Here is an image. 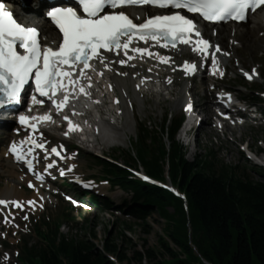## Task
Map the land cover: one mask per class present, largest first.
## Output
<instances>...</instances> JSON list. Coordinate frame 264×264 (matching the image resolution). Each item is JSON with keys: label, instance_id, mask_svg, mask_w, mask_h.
Segmentation results:
<instances>
[{"label": "trees", "instance_id": "1", "mask_svg": "<svg viewBox=\"0 0 264 264\" xmlns=\"http://www.w3.org/2000/svg\"><path fill=\"white\" fill-rule=\"evenodd\" d=\"M171 144L168 149L164 142L148 144L140 138L135 150L150 175L162 179L170 169L187 195L188 213L181 199L158 187L129 181L127 171L115 167V180L136 193L132 211L141 218L157 211L164 226L158 246L134 250L132 258L112 235L105 240L106 250L121 262L133 259L139 264L145 260L151 264H264V168L254 177L240 165L220 161L213 151L190 161L179 144ZM129 157L135 161L131 153ZM86 227L93 231L92 220ZM125 227L133 231L132 224ZM148 227L144 222L141 228L147 232ZM121 236L132 242L125 231ZM25 257L28 264H64L62 257L68 264H115L91 240H67L57 232L46 246L26 248Z\"/></svg>", "mask_w": 264, "mask_h": 264}, {"label": "snow or ice", "instance_id": "2", "mask_svg": "<svg viewBox=\"0 0 264 264\" xmlns=\"http://www.w3.org/2000/svg\"><path fill=\"white\" fill-rule=\"evenodd\" d=\"M141 4L184 9L197 13L208 21H223L246 19L248 11L264 5V0H76V6H54L46 13L62 33V42L56 48L41 46L38 39L39 30L35 26L18 22L13 12L0 0V107L19 102L21 91L31 78L35 83L32 101L43 103V100L37 101L38 93L41 97H48L56 106V110L61 111L69 101L70 95L76 93L77 89L85 96L90 95L87 88L92 81L85 70L94 68L90 63L94 59L103 62L104 67H109L103 50H123L128 60L133 58L129 55L130 48L133 53H139L141 58L145 54H154L148 47H132L134 40L146 43L151 41L165 48L184 43L192 45L193 51L208 54L210 42L201 36L194 20L182 14L180 10L149 15L140 23L134 22L125 11L117 10L126 5ZM155 55L161 61L170 60L160 53ZM212 59L215 66L214 53ZM128 60L119 59L118 62L126 64ZM182 67L186 72L196 70V64L188 61H185ZM245 75H248L249 79L252 78L248 73ZM84 81H87V84ZM58 91L63 92L61 100L56 98ZM187 107L191 109V103ZM18 119L22 125L29 126L35 132L39 122L50 120L51 114L28 116L20 113ZM63 119L68 121L69 131L79 129V125L73 124L69 116L65 115ZM65 135H68V132H65ZM25 142L44 148V143L31 136L25 137L19 144L23 145ZM10 152L16 160H24L29 170L34 169L33 160L27 158L17 142L12 143ZM28 152L33 153L34 149L29 148ZM51 153L60 156L55 146L51 148ZM50 167L52 164L47 165V168ZM64 171L61 169V174ZM37 178L42 180L44 177L38 173ZM8 203L9 201L0 199V204ZM11 203L16 207L24 206L20 201ZM28 203L34 204V201L29 200Z\"/></svg>", "mask_w": 264, "mask_h": 264}, {"label": "rangeland", "instance_id": "3", "mask_svg": "<svg viewBox=\"0 0 264 264\" xmlns=\"http://www.w3.org/2000/svg\"><path fill=\"white\" fill-rule=\"evenodd\" d=\"M250 23L252 22L249 21V24H243L239 26L244 31L243 32L241 31L240 34L237 35L236 37H239L243 44L244 38H245L244 33H246V35H248L249 38L258 37L260 43L257 42L251 45L252 47H254L252 52L245 47H244V50L243 49L238 50L240 53L238 54L237 52L238 56L233 57L234 60L232 62V65L235 66L236 61H240L241 59L243 60L250 53L251 55L246 58V60L248 61L246 62L242 61L243 67L248 68L254 64H258L263 70V77L255 83H251V84L246 83L245 85H242L240 83V80H241L240 75L236 73V78H232L231 76H234V74L231 73L227 77L226 81L223 83L226 84L227 87L232 88L238 94L246 96L250 98L252 101H256L254 100L255 96H258L259 92H264V36L262 34V30L264 29L257 28V30L254 31L255 29L252 28V30H250V27H251ZM227 26L226 28L228 29L229 27ZM247 29H249L250 31L245 32V30ZM229 31L230 30L228 29L227 32ZM229 36L230 35L227 34V36L223 37L224 42H228ZM223 38H220V39L223 41ZM244 46H246L245 43H244ZM245 50H247V52L249 53H247ZM183 84L184 83L180 82L179 80L177 81V85L175 86V89H174L175 94L173 96H169V97L167 96L166 98L158 96V95L150 96L149 97L150 100L145 102L143 106L137 108L135 111V114H137V111H139L140 113L139 116L141 117L149 116V119L147 121H151L153 122V124L156 123V125L158 126L162 122L163 117L165 116L167 112H171L174 116L181 115L182 106L186 99L183 98L179 103L177 98L181 96L180 89ZM199 91L200 89L199 90L196 89V96L200 95L201 91L200 92ZM259 104L264 109V103L259 102ZM142 107H144L146 111H142L141 110ZM259 115L260 114H256V116H259ZM137 118H138V115L136 116V119ZM131 123H133V127H132V131L130 130L131 133L129 134L130 131L128 132L129 138H127V145L125 144L126 148L130 145V140L136 136V133L138 131L137 126H139V123L135 121V124H134V120L132 116H131ZM229 128L230 129L229 131H227L226 134L219 133V136L214 139L213 138L214 135L210 131V127H205L204 129L201 128L202 130H198V127H196L193 133V136L191 138L192 142L187 143V141H183V144L187 146L188 159L193 160L199 154L205 153L210 148H214L219 153L220 158H222L227 163H232V164L240 163L241 166L249 164V163L245 164V161L241 159V155L239 153L240 146L238 145V143L240 141L249 142L251 143L253 148H257L258 146H260V143L258 142V140L264 138V119L259 118L256 121H254L253 119H250L246 125H243L240 127L229 124ZM195 139H196V143L194 142ZM197 139L200 140L199 144L197 143ZM220 139L221 141H219ZM121 140L123 141V139ZM124 141L126 142V140ZM214 141H219V142L216 143ZM232 141H236L237 144L232 145V143H234ZM115 142H116V138H112L105 134L102 136L101 140L99 141V144L97 143L95 145V143L94 144L91 143L88 149L93 150L94 152L103 151L105 154L107 153L111 155L113 154L112 152L114 150V148L111 145ZM86 153L89 154L88 152ZM119 153L120 152L116 153V155H118ZM81 154H82V158L80 159L81 171H83L85 175L93 174V175L99 176L100 174V171L98 170L99 168L95 167L94 165L93 166L90 165L91 163H95V161L90 162V160H94V158L93 157L91 158V156L86 155L85 152L84 153L82 152ZM120 162H122V160ZM251 162L253 163V161ZM2 163H3V160L0 165L1 168H2ZM246 166L247 168L249 167L248 165ZM4 167H7V166H4ZM251 174L257 177L256 173L251 172ZM9 181L10 180L7 175L5 174L0 175V191L3 190L6 187V185L10 186ZM12 181L16 182L19 180L17 177H14ZM12 185L14 186V184ZM103 192L108 193L109 195L113 196L115 199H118V200L122 197L125 198L127 196L126 193H122L117 190H111L109 186H106ZM22 194H25V192L22 191ZM55 200L57 201L56 205L49 207L46 211L47 212L46 214L47 216H51L52 219L56 217L63 218L64 214L67 212V204L61 202V199H59V197H57V199ZM119 218H121L122 220L131 221L130 219L125 217L124 214L120 215ZM147 221L150 224V229L147 232H143V230L140 228L138 224H134V231L132 232L127 231L126 234L128 238L132 240V242L129 244L125 242L121 238V235L119 234L120 230L123 229L122 224H120L118 228H115V227L112 228L111 235L116 237L118 243L124 244L125 248L127 249V254L130 258L133 257L134 250L143 251L147 247L156 248L158 246V237L162 233L163 220H161L157 212H154L147 218ZM33 224L34 222L32 223L29 222L27 224V229L30 230V227H32ZM108 227H110V225L109 223H107L106 217H100L99 223H97L95 227V231L99 236L97 241L102 242V240L105 239V237L108 235ZM46 228L47 226L43 225V229H46ZM2 232H5V231H4V228H2L0 225V254L3 252V249L1 247H4L5 251H8V249H10L11 253H14L15 247H10V246L13 243H17L18 241L20 242L19 238L21 237H14L13 235L12 239L4 241L2 238ZM60 233L64 234L68 238H71V237L81 238V237H85L86 235H89V229L85 228L84 226L82 227L74 226L69 221L62 220ZM24 237L30 242V244H36L38 242H42L39 235L36 234L35 232V224L32 229V232L29 235H22V241H21L22 243H23ZM144 239L146 240V242H143ZM7 241L10 242V245L8 246H7ZM15 260L17 259L14 257V261ZM16 263L20 264L19 261H16ZM123 264H139V263L136 260L130 259L128 261L127 260L124 261ZM142 264H151V263L148 260H145Z\"/></svg>", "mask_w": 264, "mask_h": 264}, {"label": "bare ground", "instance_id": "4", "mask_svg": "<svg viewBox=\"0 0 264 264\" xmlns=\"http://www.w3.org/2000/svg\"><path fill=\"white\" fill-rule=\"evenodd\" d=\"M8 1L10 3L11 7L17 13V16L19 18H21L24 22H28L29 24L39 26L42 29V33L44 35H46L45 42L46 43H51L52 42L53 36H51L49 34H52V33H55V32L53 30L52 25L43 16L44 13L41 14V15H40L39 12L37 13L36 11H34L32 13H25L24 10H23L22 4H26L27 0H24L23 2H20L19 0H8ZM33 1H35V0H33ZM37 5L43 6V3L36 4V6ZM141 11H143L142 8H130L129 9V12L134 17L138 16V14H140ZM263 12H264V10H260V13L257 12L256 14L253 15V17H252L253 18V22L255 20L256 23H255V25L253 27L250 28V30H252V28H253V29H255L254 31H256L257 28L264 27V14H263ZM218 28H219L218 29L219 32H218L217 38H215V42L219 43V44L223 43V45L225 46L224 42L220 38L224 37V35L228 31V29L223 24L221 26L219 25ZM250 30H245V32L250 31ZM241 31L243 32L244 30L236 31V35L235 36L239 35ZM204 32H205L204 34H207V35L210 36L209 29H205ZM244 37H245L244 38V43H245L246 46H244V43H243V47L249 49L251 52L254 49V47H252L251 45H253V43H257V42L260 43L258 38H249V36L246 35V33H244ZM174 54H175V56H178V57L181 56V58H182V57L185 56L186 50L185 49H179ZM129 64L134 65L135 62H131ZM148 68H152V67L149 65ZM173 69H174L173 66H166V67H163V68L155 69L154 73H147L146 72L144 74H145V76L147 78H153V80H154L153 82L154 83L160 82L161 86L162 85L167 86L165 90H169L168 86L171 84L169 82H170V80H172L173 76L166 77L165 75H167L166 71L171 72ZM199 76L200 77L201 76L204 77V73L200 71ZM111 79L113 81V85L115 86V88L121 94L122 103L120 104L121 106L119 108L121 109L122 112L126 113L127 105L132 103V101H134V99L137 100V98H139V93L136 92L134 89L131 90L132 84H133V86L135 88L134 79L130 75L127 76V77L113 76ZM146 84L148 86H150L149 83H146ZM184 85H185L184 86V91H186L187 89H192V87H193V86H189V83H186ZM186 104L187 103L185 102L184 106ZM198 106H200V105H198ZM115 119H116V117H115ZM120 119H121V117L118 116L117 119H116L118 121V124H117V126L116 125H114V126L116 127L118 132H121L122 135H126L127 136L128 132L131 130V128H130V126L128 124L129 120H128V118H126L125 121L124 120L121 121ZM123 141L120 139V140L117 141L116 144L120 145V146H124L126 144V142L125 141L123 142ZM6 154H7L6 153V149H4L3 152L0 154V165H1L2 160H5L6 164L9 165L10 168L6 171V173H7L8 176H10V179L12 180V179H14V177H17L18 180L27 179L28 175H26V174H16V171H15L16 170L15 169L16 165L14 163H12L10 158L6 157ZM0 173H2L1 166H0ZM37 186L39 188L40 184H38ZM14 187L15 186L11 185L8 189H6L5 191L1 192L0 197L2 199H17V198H20L21 197V192L20 191H16V189Z\"/></svg>", "mask_w": 264, "mask_h": 264}]
</instances>
